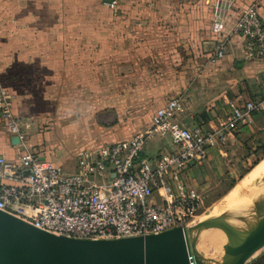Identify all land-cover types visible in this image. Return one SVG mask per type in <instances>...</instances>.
Returning <instances> with one entry per match:
<instances>
[{"label":"crops","instance_id":"crops-1","mask_svg":"<svg viewBox=\"0 0 264 264\" xmlns=\"http://www.w3.org/2000/svg\"><path fill=\"white\" fill-rule=\"evenodd\" d=\"M257 1L264 22V0ZM213 3L0 0V85L13 95L25 147L68 169L79 148L144 128L168 97H182L179 116L186 124L225 115L228 100L257 97L264 56L247 57L240 36L229 35L225 56L209 61L218 38L210 29ZM107 109L114 121L102 123L98 113ZM261 116L264 109L238 125L226 143L211 146L202 162L190 164L188 184L201 194L214 177L231 171L229 162ZM12 135L0 116V153L8 157L24 149ZM172 148L169 137H154L142 155L155 158ZM158 198L155 192L151 201Z\"/></svg>","mask_w":264,"mask_h":264},{"label":"built area","instance_id":"built-area-1","mask_svg":"<svg viewBox=\"0 0 264 264\" xmlns=\"http://www.w3.org/2000/svg\"><path fill=\"white\" fill-rule=\"evenodd\" d=\"M252 0H214L210 29L217 39L211 63L226 53L228 36L242 38L245 55L264 56V22ZM225 115L186 124L183 100L171 96L155 108L151 120L132 135L77 151L69 170L25 147V134L13 111V95L0 85V116L24 148L13 157L0 153V209L33 225L76 237L114 238L158 233L187 225L196 215L200 193L184 178L185 169L202 162L211 146L226 143L238 125L264 109V80L257 97L226 101ZM169 137L173 148L155 158L142 155L154 137ZM157 192L161 202L151 201Z\"/></svg>","mask_w":264,"mask_h":264},{"label":"water","instance_id":"water-1","mask_svg":"<svg viewBox=\"0 0 264 264\" xmlns=\"http://www.w3.org/2000/svg\"><path fill=\"white\" fill-rule=\"evenodd\" d=\"M98 118L111 122L114 112L102 111ZM11 139L19 140L15 134ZM254 200L258 211L253 217L222 210L193 224L114 238L55 234L0 209V264H246L264 247V193ZM216 229L224 232L228 246L218 257L201 253L197 244Z\"/></svg>","mask_w":264,"mask_h":264},{"label":"rangeland","instance_id":"rangeland-1","mask_svg":"<svg viewBox=\"0 0 264 264\" xmlns=\"http://www.w3.org/2000/svg\"><path fill=\"white\" fill-rule=\"evenodd\" d=\"M263 130L264 118L263 116H261L258 118V124L256 122V127L253 128V135H246L244 137V149L242 150V152L238 153V155H234V158L229 162V164L233 167L232 170L230 171L227 168L222 175H219V177L216 178L214 177L212 183L210 184V187L200 194L199 207L197 209L196 215L191 218L189 224L219 216L222 210H224L226 214L236 215L242 213L247 214L255 211L258 208V204L254 199L258 196L257 194H260L259 191L264 189V177L257 178L259 180L261 179V181H257L256 184L247 187L245 190H240L239 188L240 184L256 170V168L262 161H264ZM75 161L76 160L74 159V165L72 168H68L69 170L74 168ZM242 177L244 178L240 182H238ZM252 188H256V196H253L251 192L253 190ZM236 193H238V195ZM160 202L161 200H159L158 203ZM242 206L245 207V210H241L239 208ZM234 211H236V213H234ZM256 214L257 212L254 214V216H256ZM217 236L219 237V235ZM223 238L225 239L224 241H199V243L197 244V248L201 253L205 255L218 257L228 246L229 240L226 238L225 234L223 235ZM263 252L264 247L261 248L254 255V257L248 260L246 264H250L253 259H255Z\"/></svg>","mask_w":264,"mask_h":264},{"label":"bare ground","instance_id":"bare-ground-1","mask_svg":"<svg viewBox=\"0 0 264 264\" xmlns=\"http://www.w3.org/2000/svg\"><path fill=\"white\" fill-rule=\"evenodd\" d=\"M264 175V161H262L258 167L256 168V170L247 178L245 179L241 184H240V190H245L247 187L253 185V184H256V179L257 178H260V177H263ZM261 181L258 180V182ZM253 189V188H252ZM256 189V188H255ZM255 189H253L251 192L253 194V196H256L255 195ZM260 194L264 192V189L259 191ZM238 195V193H236ZM259 195V194H257ZM236 196V195H235ZM252 201V200H250ZM243 204V203H242ZM256 204V203H254ZM252 205V204H251ZM256 207V206H255ZM241 210H245V207L242 206V207H239ZM257 212V209L255 211H252L250 213H247V214H236V215H242V216H245V217H252L254 216V214ZM234 213H236V211H234ZM219 235V237L217 236ZM223 235H224V232L220 229H216L215 231H208L205 236L202 238L201 241H207V240H221V241H224L225 239L223 238Z\"/></svg>","mask_w":264,"mask_h":264},{"label":"trees","instance_id":"trees-1","mask_svg":"<svg viewBox=\"0 0 264 264\" xmlns=\"http://www.w3.org/2000/svg\"><path fill=\"white\" fill-rule=\"evenodd\" d=\"M107 110H112V109H107ZM112 111H113V110H112ZM113 112H114V111H113ZM114 118H115V116H114ZM112 121H114V119H113ZM112 121H111V122H112ZM111 122H110V123H111ZM102 123H104V122H102ZM105 123H108V122H105ZM82 148H85V146L79 148L77 151H79V150L82 149ZM263 150H264V146H263ZM35 152H37V151H35ZM44 156H45L46 158L52 160L50 154H49V155H44ZM52 161H53V160H52ZM53 162H54V161H53ZM54 163H55V162H54ZM250 264H264V252L261 253L260 255H258L255 259H253V260L251 261Z\"/></svg>","mask_w":264,"mask_h":264}]
</instances>
